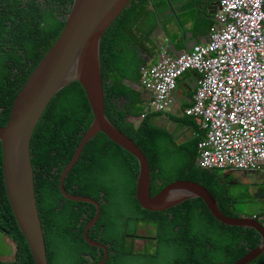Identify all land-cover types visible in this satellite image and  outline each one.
Segmentation results:
<instances>
[{
  "label": "trees",
  "instance_id": "trees-1",
  "mask_svg": "<svg viewBox=\"0 0 264 264\" xmlns=\"http://www.w3.org/2000/svg\"><path fill=\"white\" fill-rule=\"evenodd\" d=\"M71 3L73 0H0V127L8 122L13 102L33 71L30 64L37 61L40 49L49 51L59 37ZM149 3L151 0H133L104 34L101 60L107 116L146 154L153 196L174 180H193L210 190L224 213L238 217L237 201L227 183L217 171L196 165L202 136L195 118L168 115L170 122L194 131L192 139L178 144L176 133L156 124L163 114L147 112L141 105V93L123 85L125 79L142 78L144 61L138 60L135 35L141 19L138 15ZM120 66L132 71L135 66L139 74L133 76ZM144 114L139 127L130 121ZM93 121L87 94L74 82L51 100L32 137L36 197L51 264L63 246H68L72 264H100L105 255L82 237L96 216L97 205L70 200L60 187L61 175ZM2 156L0 144V230L13 238L17 253L15 262L0 264H34L6 195ZM139 172L137 158L99 134L66 177L68 192L91 196L103 207L89 236L108 247L106 264H234L262 243L256 230L216 220L202 198L185 200L165 211L145 209L135 196ZM147 226L154 230L146 236L148 243L141 254L135 251L133 241L145 239L139 234ZM76 229L81 231L76 234ZM153 236L158 238L156 245L150 243ZM250 264H264V254Z\"/></svg>",
  "mask_w": 264,
  "mask_h": 264
},
{
  "label": "water",
  "instance_id": "water-1",
  "mask_svg": "<svg viewBox=\"0 0 264 264\" xmlns=\"http://www.w3.org/2000/svg\"><path fill=\"white\" fill-rule=\"evenodd\" d=\"M131 1L74 0L71 10L66 14L65 25L48 57L29 76L14 100L8 123L4 128H0L7 195L34 262L50 264L35 195L34 169L30 150L32 135L40 117L54 96L70 83L78 82L85 89L91 103L94 121L75 157L64 170L60 187L67 198L92 202L98 206L96 217L86 228L84 236L89 244L105 251L100 264L107 262L108 248L102 243L91 240L89 231L101 217V203L93 197L71 194L65 188L68 173L80 159L86 146L99 134H104L137 158L140 172L135 196L145 209L164 211L185 200L200 197L218 221L229 226L256 230L263 238V242L234 263L250 264L264 254V225L253 218L228 216L220 209L209 189L196 181L174 180L153 196L152 170L146 154L130 138L123 135L107 116L101 44L106 30Z\"/></svg>",
  "mask_w": 264,
  "mask_h": 264
},
{
  "label": "built area",
  "instance_id": "built-area-1",
  "mask_svg": "<svg viewBox=\"0 0 264 264\" xmlns=\"http://www.w3.org/2000/svg\"><path fill=\"white\" fill-rule=\"evenodd\" d=\"M218 28L205 43L174 56L163 49L153 67L143 68V82L153 106L165 112L173 104L178 79L198 74L194 107L205 133L199 165L225 168L241 163L264 167V0H220Z\"/></svg>",
  "mask_w": 264,
  "mask_h": 264
},
{
  "label": "crops",
  "instance_id": "crops-1",
  "mask_svg": "<svg viewBox=\"0 0 264 264\" xmlns=\"http://www.w3.org/2000/svg\"><path fill=\"white\" fill-rule=\"evenodd\" d=\"M219 0H152L151 3L141 10V13L147 17H141L142 22L139 24V49L137 57L139 61H144V65H156L160 62L161 52L163 49H169L174 56L190 51L192 46L196 43H204L208 40V35L211 29H217L215 26L216 5ZM139 13V15H141ZM134 70L131 72L133 76L138 75ZM122 70H126L120 66ZM126 70V71H127ZM119 79V76H118ZM198 84V75L193 72H187L178 82L177 90L174 94V105L169 112L176 117H184V110L189 107L194 99ZM123 85L141 93L143 103L141 104L146 110H150L151 102L153 100L152 92L146 89L141 84L140 80H133L131 78L123 80ZM169 115V114H168ZM166 118L158 119L156 121L160 127H163L161 120L169 122ZM132 122L140 123L141 118H130ZM168 124L169 131L176 133L177 143L181 144L194 137V131L191 128L183 127L174 123L173 130ZM166 127V125H164ZM216 173L227 183L232 197L235 202L243 199H248L253 194L262 199L260 189L256 188L254 192L250 191L251 187L264 184V171L253 172H234L228 170L215 169ZM235 173V174H234ZM245 188V191H240ZM236 202V203H237ZM238 217L233 218H253L262 217L264 208L258 211L247 212L240 210L236 206ZM251 206H249V209ZM264 221V218L261 219ZM240 227V226H236ZM245 228V227H243ZM252 229V228H248ZM0 241L7 247L8 251L0 250V261L13 260L15 250L13 243L6 237L0 235Z\"/></svg>",
  "mask_w": 264,
  "mask_h": 264
},
{
  "label": "clouds",
  "instance_id": "clouds-1",
  "mask_svg": "<svg viewBox=\"0 0 264 264\" xmlns=\"http://www.w3.org/2000/svg\"><path fill=\"white\" fill-rule=\"evenodd\" d=\"M43 1V0H42ZM133 1V0H132ZM132 1L129 3V5L127 6V7H129L130 6V4L132 3ZM152 1V0H151ZM220 1V0H219ZM73 3H74V0H73ZM73 3H71V5L70 4H68V6H67V8L69 7V10L66 12L65 11V16H64V20H65V18H66V14L71 10V7H72V5H73ZM219 4L220 3H218L217 5H216V12L218 11V8H219ZM126 7V8H127ZM125 8V9H126ZM124 11V10H123ZM122 11V12H123ZM122 12H120L119 13V15L122 13ZM215 15H216V13H215ZM119 17V16H118ZM117 17V18H118ZM116 18V19H117ZM61 19H62V17H61ZM142 19L143 18H141L140 19V23L142 22ZM215 26L218 24V21H217V19H216V17H215ZM114 23V22H113ZM112 23V24H113ZM111 24V25H112ZM65 25V24H64ZM110 25V26H111ZM64 27V26H63ZM110 28V27H109ZM108 28V29H109ZM107 29V30H108ZM106 30V31H107ZM61 31H62V29H61ZM61 31H60V33H61ZM106 33V32H105ZM135 38H137L138 40L140 39V37H139V33H137V35H135ZM58 39V38H57ZM56 42V41H55ZM207 42V41H206ZM205 43V42H204ZM196 44H201V43H196ZM195 45V44H194ZM193 47V46H192ZM51 50V49H50ZM50 50L49 51H45L44 49H40V53H39V56H38V59H37V61L35 62V63H33V65H32V63L30 64V66H32V68H33V71H31L30 72V74H29V76L33 73V72H35L38 68H39V66L42 64V62L45 60V58H47L48 57V55H49V52H50ZM191 50V49H190ZM189 52V51H188ZM157 65V64H156ZM144 67H153V65H151V66H148V65H144ZM143 67V68H144ZM143 68H142V78H141V84L146 88V89H148L146 86H145V84H144V82H143ZM16 73L18 72V70H16L15 71ZM187 72H193V73H196V72H194V71H187ZM187 72H185V73H187ZM184 73V74H185ZM183 74V75H184ZM197 74V73H196ZM183 75L178 79V81H177V87H178V82H179V80L183 77ZM198 75V74H197ZM29 78V77H28ZM140 80V79H139ZM198 80H199V76H198ZM27 81V80H26ZM103 82H104V80H103ZM72 83H74V82H72ZM25 84V83H24ZM71 84V83H70ZM69 84V85H70ZM24 86V85H23ZM68 86V85H67ZM66 86V87H67ZM197 87H198V84H197ZM65 88V87H64ZM63 88V89H64ZM22 89V88H21ZM62 89V90H63ZM104 89H105V86H104ZM85 90V89H84ZM177 90V89H176ZM150 91V90H149ZM196 91H197V88H196ZM20 92V91H19ZM86 92V91H85ZM151 92V91H150ZM176 92V91H175ZM175 92L173 93V104H172V106L170 107V109L168 110V111H165V112H157L155 109H154V106H153V102H154V95H153V93H152V96H153V100H152V102H151V106H150V110H147V112H150V113H161V114H163V118H166V117H168V114H170L169 112L171 111V109H172V107H173V105H174V94H175ZM58 94V93H57ZM195 95H196V92H195ZM195 95H194V99H193V102H192V104L189 106V107H187L185 110H184V116H187V117H192V118H195V120H196V123H197V125H198V128H199V130H200V132H201V136H202V138L204 137V135H205V133L202 131V129H201V127H200V122H199V118L198 117H196V116H194V115H188L187 114V111H189V110H191L193 107H194V105H195ZM55 97V96H54ZM88 97V96H87ZM105 99H106V96H105ZM90 102V101H89ZM14 103V102H13ZM90 105H91V103H90ZM13 106V105H12ZM92 108V107H91ZM12 111V110H11ZM44 113V112H43ZM10 115H11V113H10ZM43 115V114H42ZM42 117V116H41ZM41 117H40V119H41ZM146 118V114H144L142 117H141V119H142V121L144 120ZM9 119H10V117H9ZM9 119H8V121H9ZM40 119H39V121H40ZM38 121V122H39ZM131 121V120H130ZM162 121V120H161ZM8 123V122H7ZM6 123V124H7ZM133 123H135V122H133ZM170 123V121L169 122H167V123H165V125H166V127L165 128H168L169 129V127H168V124ZM38 124V123H37ZM141 124V122L140 123H135V125H137V127H139V125ZM157 124V123H156ZM157 125H159V124H157ZM36 127H37V125H36ZM36 127H35V130H36ZM159 127H160V125H159ZM163 127H164V125H163ZM0 128H4V127H0ZM35 130H34V132H35ZM170 130V129H169ZM34 132H33V135H34ZM33 135H32V137H33ZM202 141V139H200V141H199V144H200V142ZM31 142H32V140H31ZM1 144V143H0ZM199 144H198V157H197V160H196V165H197V167H199L200 169H204V170H209V171H213V170H215V169H221V170H228V171H234V172H241V171H245V172H253V171H264V167H260L259 169L257 168V169H252V167L248 164V165H246V166H243V165H241V163H236V164H231V165H228L227 167H225V168H203V167H201L200 165H199V155H200V153H199ZM30 148H31V146H30ZM84 152V151H83ZM77 153V152H76ZM83 154V153H82ZM3 155V154H2ZM76 155V154H75ZM82 156V155H81ZM75 157V156H74ZM73 157V158H74ZM72 158V159H73ZM81 158V157H80ZM2 159H3V156H2ZM71 159V160H72ZM71 160H70V162H71ZM31 161H32V159H31ZM78 161H79V159H78ZM77 161V162H78ZM69 162V163H70ZM76 162V163H77ZM68 163V164H69ZM67 164V165H68ZM32 165H33V163H32ZM75 166V165H74ZM2 167H3V163H2ZM67 167V166H66ZM66 167H65V169H66ZM74 168V167H73ZM72 168V169H73ZM33 169H34V166H33ZM64 169V170H65ZM71 169V170H72ZM64 172V171H63ZM70 173V172H69ZM68 173V174H69ZM63 174V173H62ZM62 176V175H61ZM68 176V175H67ZM3 179H4V173H3ZM61 179V178H60ZM66 180V179H65ZM185 180H188V179H185ZM193 181V180H192ZM199 183V182H198ZM4 184H5V180H4ZM203 185V184H202ZM34 186H35V173H34ZM206 187V186H205ZM5 190H6V186H5ZM210 191V190H209ZM70 193V192H69ZM72 194V193H71ZM6 195H7V191H6ZM35 195H36V190H35ZM65 195V194H64ZM75 195H78V194H75ZM213 195V194H212ZM89 197H91V196H89ZM7 198H8V195H7ZM197 198H200V197H197ZM36 199H37V197H36ZM69 199V198H68ZM95 199V198H94ZM8 200H9V198H8ZM70 200H72V199H70ZM97 200V199H96ZM75 201V200H74ZM217 201V200H216ZM9 202H10V200H9ZM82 202H86V201H82ZM100 202V201H99ZM92 203V202H91ZM95 204V203H94ZM11 205V204H10ZM37 205H38V203H37ZM98 207V206H97ZM11 208H12V206H11ZM102 208V207H101ZM13 210V209H12ZM38 210H39V208H38ZM165 211V210H164ZM14 213V212H13ZM102 213V212H101ZM97 214V213H96ZM225 214H227V213H225ZM39 216H40V211H39ZM228 216H229V214H228ZM14 217H15V214H14ZM96 217V216H95ZM94 217V218H95ZM231 217V216H230ZM262 217L264 218V213L262 214ZM101 218V217H100ZM15 219H16V217H15ZM216 219V218H215ZM253 219H255L256 221H258V222H260L261 220H259L258 219V217H253ZM40 220V219H39ZM94 220V219H93ZM92 220V221H93ZM100 220V219H99ZM217 220V219H216ZM91 221V222H92ZM16 222H17V220H16ZM90 222V223H91ZM99 222V221H98ZM220 222V221H219ZM89 223V224H90ZM222 223V222H221ZM261 223V222H260ZM17 224H18V222H17ZM40 224H41V221H40ZM88 224V225H89ZM224 224V223H223ZM261 224H263V223H261ZM88 225H87V227H88ZM97 225V224H96ZM95 225V226H96ZM225 225H227V224H225ZM264 225V224H263ZM18 226H19V224H18ZM94 226V227H95ZM86 227V228H87ZM93 227V228H94ZM231 227H235V226H231ZM86 228H85V230H86ZM93 228H91V229H93ZM19 229H20V232H22V230H21V228H20V226H19ZM41 229H42V226H41ZM90 229V230H91ZM85 230H84V232H85ZM142 230H144V228L142 229ZM148 230H149V228L148 229H145V231H143V233H144V238L145 239H140L141 241H146V245H145V247L144 248H146V246H147V241H148V239H147V233H148ZM81 230L80 229H76V231H75V233L76 234H78L79 232H80ZM42 232H43V230H42ZM257 232V231H256ZM142 233V234H143ZM258 233V232H257ZM23 234V233H22ZM259 234V233H258ZM0 235L1 236H4V237H6V238H8L12 243H13V245H14V250H15V256H14V259L13 260H11V261H9V260H6V261H0V262H10V263H12V262H15L16 261V253H17V245H16V243L13 241V238L9 235V234H7V233H5V232H3L2 230H0ZM23 237H24V235H23ZM82 237L85 239V241L87 242V240H86V238H85V236H84V233L82 232ZM43 238H45V235H43ZM89 238H90V236H89ZM24 239H25V237H24ZM91 239V238H90ZM263 239V238H262ZM92 240V239H91ZM25 241H26V239H25ZM94 241V240H93ZM97 242V241H96ZM263 242V241H262ZM26 243H27V241H26ZM88 243V242H87ZM98 243H100V242H98ZM133 243H134V241H133ZM45 244H47V240H45ZM103 244V243H102ZM91 245V244H90ZM105 245V244H104ZM27 246H28V243H27ZM92 246V245H91ZM106 246V245H105ZM94 247H96V246H94ZM107 247V246H106ZM258 247V246H257ZM257 247H255V248H257ZM28 248H29V246H28ZM98 248V247H97ZM108 248V247H107ZM101 249V248H100ZM47 250H48V245H47ZM145 250V249H144ZM29 251H30V248H29ZM135 251H137V250H135ZM252 251V250H251ZM250 252V251H249ZM248 252V253H249ZM30 253H31V251H30ZM247 253V254H248ZM108 254H109V250H108ZM31 256H32V254H31ZM245 256V255H244ZM262 256V255H261ZM260 256V257H261ZM48 258H49V250H48ZM108 258H109V256H108ZM259 258V257H258ZM257 258V259H258ZM32 259H33V256H32ZM241 259V258H240ZM103 260V259H102ZM108 261V260H107ZM33 262H34V259H33ZM237 262V261H236ZM235 262V263H236ZM252 262H254V261H252ZM49 263L51 264V262H50V258H49ZM101 263V262H100ZM34 264H35V262H34ZM106 264V263H105Z\"/></svg>",
  "mask_w": 264,
  "mask_h": 264
},
{
  "label": "rangeland",
  "instance_id": "rangeland-1",
  "mask_svg": "<svg viewBox=\"0 0 264 264\" xmlns=\"http://www.w3.org/2000/svg\"><path fill=\"white\" fill-rule=\"evenodd\" d=\"M138 16L139 17L140 16L141 17H147L144 14H141ZM161 123H162V125H165L166 121L162 120ZM172 125L174 127V123L170 124V128L173 130L174 128L172 127ZM256 188L260 189L257 192H261L262 199L258 198L256 195L253 194L251 197H248V199L239 200L236 203V206H238L237 208H239L240 210H245L247 212L258 211V210H262L264 208V184L261 185V187L253 186V187H251L250 191L254 192V190ZM240 191L244 192L245 188H241ZM249 206H251L250 209H249ZM148 228H149V230H148L147 235H151V233H152L151 231H153L154 228L147 226L146 228L144 227V230L148 229ZM142 235H144V233ZM153 237H155V236H153ZM150 243L153 245H156L158 243V239L157 240H151ZM144 247H145V244L143 241H141V240L135 241V249H137V251L140 252L141 254H143V251L145 249ZM0 250L8 251L9 247H7L3 242L0 241ZM55 264H72V262L70 260V255L68 252V246H63L60 249L58 255L55 258Z\"/></svg>",
  "mask_w": 264,
  "mask_h": 264
},
{
  "label": "flooded vegetation",
  "instance_id": "flooded-vegetation-1",
  "mask_svg": "<svg viewBox=\"0 0 264 264\" xmlns=\"http://www.w3.org/2000/svg\"><path fill=\"white\" fill-rule=\"evenodd\" d=\"M139 235H141L142 237H144L145 235H142V233H140ZM127 236V240H128V242H131V239H130V236L129 235H126ZM152 240H157L158 238H157V236H155V237H152L151 238ZM138 240H140V239H135L134 240V243H133V246H134V249H135V241H138ZM144 242V244L146 245V241H143ZM135 250H137V249H135Z\"/></svg>",
  "mask_w": 264,
  "mask_h": 264
},
{
  "label": "bare ground",
  "instance_id": "bare-ground-1",
  "mask_svg": "<svg viewBox=\"0 0 264 264\" xmlns=\"http://www.w3.org/2000/svg\"><path fill=\"white\" fill-rule=\"evenodd\" d=\"M102 209H103V207H102Z\"/></svg>",
  "mask_w": 264,
  "mask_h": 264
}]
</instances>
